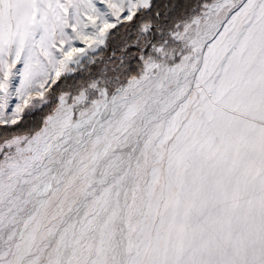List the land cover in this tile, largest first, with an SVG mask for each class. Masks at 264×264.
<instances>
[{
    "label": "snow or ice",
    "instance_id": "1",
    "mask_svg": "<svg viewBox=\"0 0 264 264\" xmlns=\"http://www.w3.org/2000/svg\"><path fill=\"white\" fill-rule=\"evenodd\" d=\"M0 264H264V0H0Z\"/></svg>",
    "mask_w": 264,
    "mask_h": 264
}]
</instances>
